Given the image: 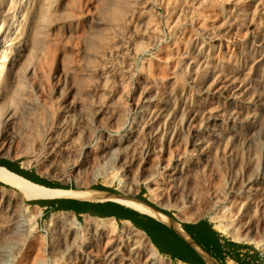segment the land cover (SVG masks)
Segmentation results:
<instances>
[{
    "label": "rangeland",
    "instance_id": "obj_1",
    "mask_svg": "<svg viewBox=\"0 0 264 264\" xmlns=\"http://www.w3.org/2000/svg\"><path fill=\"white\" fill-rule=\"evenodd\" d=\"M42 3L40 21L33 27L31 52L28 50L29 57L26 54L20 62L25 73H20L18 85L6 89L7 102L0 106V115L11 99L23 92L36 104L14 124L0 126V159L19 162L21 169L72 189L104 185L128 193L142 190L184 220L210 219L229 239L255 249L264 264V199L260 208L252 207L250 212L237 205L218 204L225 198L231 177L239 174V184L247 174L242 176L243 169L264 166V128L255 142L245 145L230 138L227 120L241 105V97H231L240 85L247 89L246 97L259 100L254 106L247 105L249 110L264 107V0ZM116 13L126 15L118 29L108 18ZM66 106L73 109L64 114ZM39 107L43 121L36 113ZM190 109H195L192 121L178 125L175 135L160 142L152 141L147 131L135 139L133 147L135 133H125L130 123L131 131L143 122L156 124L166 112L177 113L179 122ZM205 114L220 116L210 128L225 135L220 142L223 145L208 147L202 134ZM259 118L256 126L263 127V115ZM195 135L203 143L193 148L190 141ZM55 136L67 138V148L51 155ZM118 140L123 152L116 150L112 157H122L128 146L129 154L136 149L134 160L127 154L129 163L124 167L128 168L117 161L111 169L113 160L105 161ZM145 146L151 153H144ZM175 166L179 171L173 177L165 176ZM150 175L153 179L145 184ZM173 178H177L178 187L169 182ZM119 180L127 188L120 189ZM155 187L158 189L150 193ZM18 193L0 182V264H79L81 254L100 257L101 246L91 245L76 255L66 252L72 235L66 225L52 223V217L59 214L40 217L39 210ZM230 220L236 221L235 227L229 226ZM248 222L250 229L245 228ZM42 226L49 231L47 237L40 232ZM122 227L116 225V232ZM86 234L92 237V232ZM104 235L102 242L113 237ZM47 240L50 243L45 249Z\"/></svg>",
    "mask_w": 264,
    "mask_h": 264
},
{
    "label": "bare ground",
    "instance_id": "obj_2",
    "mask_svg": "<svg viewBox=\"0 0 264 264\" xmlns=\"http://www.w3.org/2000/svg\"><path fill=\"white\" fill-rule=\"evenodd\" d=\"M43 1L44 0H37V2H35V7H33L34 9H32V6L34 4V0H0V106L6 100V89H10L12 87V85H15L14 83H16V85H18L17 83L20 82L19 81L20 80V73L23 70V69L21 70L22 66H21L20 62H22L21 60L27 54L28 50H30L29 48L31 47L33 40L35 39V38H33V37H35L33 27H35L34 26V24H36L35 22L41 16L40 15L41 12L39 10H40L41 4H43L42 3ZM29 2H30V6H29ZM16 4H17V6H16ZM186 9H189V8H186ZM43 10H42V12H43ZM48 10H49V8H48ZM39 12H40V14H39ZM123 16H126V15H123V14L121 15V13H116V14L112 15V17H108V18L112 19L113 23L115 24L114 28L118 29V28H120L121 25H123V23L125 21L124 19H126V18L123 19L122 18ZM128 17L129 16H127V18ZM41 18H43V17H41ZM39 21H37V23ZM126 21H128V19ZM37 29H39V28H37ZM109 29H110V27H109ZM108 36H110V35H108ZM105 40L106 39L104 37V41ZM34 42H36V41H34ZM99 49H101V48H99ZM30 52H31V50H30ZM26 56H27V58L29 57L28 54ZM31 57H32V54H31ZM25 62H26V60H25ZM26 64L27 63H25V65ZM22 65L24 66V64H22ZM23 73H25L24 70H23ZM207 73H209V72H207ZM250 83H251V81H250ZM243 86L244 85H240L238 88L232 87V89L236 88L234 90L235 91L234 95L231 96L232 99L235 100L238 97H241V98H239L238 102H240L241 105L245 104V106H247L249 104L254 106V105H256V103H259L258 102L259 100L256 101L255 98H252L250 96L249 97L245 96L247 89H246V91L242 90ZM12 93L13 92H11V94ZM23 93L18 94L16 98L11 99L10 102L7 103L9 106H7L6 109H4L5 111L0 115V126L1 125L7 126L8 125L7 123L14 124L17 121V119H20L27 112V110H30V107L33 104H36V103L30 102V100H28L24 96ZM10 97L11 96H9V98ZM6 102H7V100H6ZM241 105L236 106V110H234V112L229 114V117L227 119L230 123L229 129H228V132H229L228 135L230 136V138L234 142L241 141L242 144L249 145V144H252L253 142H255V140H257L260 137L259 136L260 132H261L262 128H264V125L262 127L261 123H260L261 127L256 126L260 114H261V116L263 115V117H264V107L263 108L257 107L258 111H254V110H251L252 108L249 110L248 106L242 107ZM40 108L41 107L37 108L36 113H37V116H40L39 119L43 121L45 119L44 118L45 116L42 117V111H40L41 110ZM72 109H73L72 106H70V107L66 106L63 113L67 114ZM194 110L195 109H190L189 111H187V113L183 116V118L179 122L176 120L177 113L175 114V113L171 112L172 113L171 114V113L166 112L164 115H162L161 120L156 122V124H150L147 122H143L141 124H137L136 129L131 131L132 129H131V123H130L127 126V128L125 127L126 128L125 133L126 134H129L131 132L135 133L134 134L135 138H134V140H132V146H133V143H135L137 141V140L135 141V139H137L139 135L146 133L147 131H149V134L151 133L150 139L152 141L154 140V142H155L157 140L160 142L162 140H165L166 138H168L171 135H175L178 125H185V124L190 123L192 121V116L194 115L193 114ZM100 111L101 110H99V112H97V113H100ZM218 120H220V116L213 115V114H205V116L203 118L202 134L204 135L205 139H207L208 147L209 146L214 147V146L218 145L220 142H222L223 139H226L225 135L223 136L222 134H219L217 129L212 130L210 128L211 123H212V125H214L215 122ZM35 121H36V119H35ZM16 125H15V127H16ZM42 128L44 129V127H42ZM56 128H58V127H56ZM41 131H44V130H41ZM55 133H56V131H55ZM132 133H131V136H132ZM198 136L199 135H195L194 136L195 139L193 141H190V145L193 148L198 147L203 143L202 140H200L198 138ZM66 139L65 140H60V139L58 140L57 137L53 138V140L50 143L51 155H57L63 147L65 149L67 148L66 147L67 144L64 143V142H66ZM128 140H129V138H128ZM114 144L117 147L114 148L115 147L114 146L113 147L114 149L111 152L109 150V152H110L109 153L110 154L109 160L105 161L107 164L108 161L113 160V163L110 166L111 169H112V167L114 168V164L117 163V161L118 162L121 161L122 163L120 166H123V167L129 163V161H128L129 157L127 156V154H129V152H127V151H129L128 146L126 145L127 150L126 151L124 150L125 152H124V155H122V157H121V155H119L118 158H117V156L114 158V157H112V155L114 154L113 152H115L116 150H120L119 149V146H120L119 140L117 142H115ZM221 145H223V144H221ZM122 146H125V145H122ZM110 147H111V144H110ZM133 147L131 148V150L133 149ZM139 147H142V146H139ZM143 148H144V153H147V154L151 153L149 151L148 146H145ZM135 150L133 149V151H131V153L129 154L132 162L134 160L133 158L135 155L134 154ZM120 151L123 152L122 149ZM120 151H119V153H120ZM100 152H102V151H100ZM105 153H106V151H105ZM105 153H103V154H105ZM116 155H118V154H116ZM99 156H100V153H99ZM102 157H103V155L101 156V158ZM103 165H104V163H103ZM117 167H119V166H117ZM124 168H128V167H124ZM177 171H179V168H177L175 166L173 168V170L171 172H167L165 176L173 177L177 173ZM246 172H247V174H246V177L244 178L243 175ZM241 173L243 176V180L239 184H237V179H238L239 174L234 175L235 177H231V178L229 177L231 180H230V183L228 184V186H226L225 198L220 200L221 202L218 201L219 202L218 204L223 206V207L225 205H229V206L237 205L238 207L240 206L242 209L246 210L247 212L248 211L250 212L252 207H255L257 209V208H260L263 204V199H264V166L261 168H256L255 166L251 165V166L245 168V170L243 169ZM241 173H240V177H241ZM152 176L153 175H150L148 178H146L145 184L149 183V181H151V179H153ZM176 179L177 178H173L169 181L172 184V186H174V187H178V185L176 183ZM0 182H2V184L4 183L6 185L11 186L12 188H14V190L16 189L19 192L18 194H20L21 196H23L24 198H26L28 200L48 199V198H55V197L90 198V199L92 198L93 199V197H95V196H102V194H96L94 191H91V190L80 191L81 189H78V191H65V190H59V189H49V188L34 184V183H32V182H30V181H28V180H26V179H24L18 175L11 173L10 171H8L7 169H4L2 167H0ZM157 184H158V182H157ZM158 186H159V184H158ZM119 187H120V189L127 188V184H125L122 180H119ZM157 189H158V187L150 188V193H154L155 190H157ZM113 197H114V199L120 201L123 204L137 208V210H139V211L147 212V213H150L153 215L160 214V212L153 211L150 208L148 209V208H146V206H144V205L140 204L139 202L134 201L132 199L117 197V196H113ZM59 215L57 218L52 217V223H54V224L58 223V224L66 225L68 228L66 230L72 235V238L69 241L70 243H69V245H67L68 247L66 249L67 250L66 252H69L70 254L76 255L78 252L80 253V250H83V249L87 250L89 248V246H91V245L101 246L102 253H101L99 258L91 259V257H87V255L85 256V255L81 254L79 264H116L117 261H120V262L122 261V263H120V264H171L168 259L163 258L161 255H159L157 253L156 249L148 242L146 237H144L141 233L136 231L128 222H124L122 229L120 231L116 232V226H115L116 224L114 223V221L112 219H97L95 222H94V220H89L90 222L87 224V227L85 228V226L83 227L81 224H79L76 221V219L72 213L61 214L60 216ZM86 219H88V218H86ZM14 221H16V220H14ZM91 221H93V222H91ZM16 222H18V221H16ZM236 224L237 223L234 220L229 221V226H231V228L235 227ZM19 225L23 226L24 223H20ZM19 225H17V226H19ZM222 228H223V230L228 229L227 226L226 227L223 226ZM245 228L246 229L249 228V222H248V224L245 225ZM90 232H92V235H91L92 237H88L89 235L86 234V233H90ZM106 233L109 234L110 236L112 235L113 237L111 236L112 238L108 239L105 242H102V236L104 234L106 235ZM119 258H121V259L119 260ZM141 258H143L142 263H139V260ZM7 260H8V257H7ZM59 260H60V258H59ZM4 262H3V264H6ZM59 264H60V262H59Z\"/></svg>",
    "mask_w": 264,
    "mask_h": 264
},
{
    "label": "crops",
    "instance_id": "obj_3",
    "mask_svg": "<svg viewBox=\"0 0 264 264\" xmlns=\"http://www.w3.org/2000/svg\"><path fill=\"white\" fill-rule=\"evenodd\" d=\"M2 161L12 163L5 159ZM100 187L110 188L104 185H95L86 190H80H91L96 194H102V196H95L93 199L55 197L28 200V202L39 201L38 205L33 206L39 210L40 217L45 219L56 214L72 213L75 219L79 218L86 226L90 222L89 220L95 222L97 219H112L116 225L128 222L136 231L146 237L158 254L161 253V256L179 264H261L255 249L229 239L208 218L184 220L149 199L142 190L128 193L111 188L114 192H107L99 190ZM65 191H78V188ZM113 196L132 199L148 209L160 212V214L153 215L139 211L135 207L114 199ZM53 209L86 211L104 217L99 218L89 213L77 215L72 211H54ZM162 211L168 212L170 216L165 215Z\"/></svg>",
    "mask_w": 264,
    "mask_h": 264
},
{
    "label": "trees",
    "instance_id": "obj_4",
    "mask_svg": "<svg viewBox=\"0 0 264 264\" xmlns=\"http://www.w3.org/2000/svg\"><path fill=\"white\" fill-rule=\"evenodd\" d=\"M0 167H3L5 169H7L8 171H10L11 173L18 175L34 184L49 188V189H59V190H68V189H72L70 186H63L60 185L58 183H52L49 181H46L40 177H38L33 171H27L24 169H21L19 167V162H12V163H6L4 161H2L0 159ZM99 190L101 191H107V192H114L113 189L111 188H104V187H100ZM40 202L39 201H29L28 204H33V205H38ZM54 211H72L75 214H82V213H89L86 211H76L73 209H53ZM165 215L170 216V214L166 211H162ZM92 216H98L99 218H103L104 216L101 215H93L91 213H89ZM161 255V253H160Z\"/></svg>",
    "mask_w": 264,
    "mask_h": 264
},
{
    "label": "built area",
    "instance_id": "obj_5",
    "mask_svg": "<svg viewBox=\"0 0 264 264\" xmlns=\"http://www.w3.org/2000/svg\"><path fill=\"white\" fill-rule=\"evenodd\" d=\"M40 232L44 237H47L49 234L48 229L45 226L40 227ZM49 241L47 240L45 243V249H47L48 245H49Z\"/></svg>",
    "mask_w": 264,
    "mask_h": 264
},
{
    "label": "water",
    "instance_id": "obj_6",
    "mask_svg": "<svg viewBox=\"0 0 264 264\" xmlns=\"http://www.w3.org/2000/svg\"><path fill=\"white\" fill-rule=\"evenodd\" d=\"M158 253V252H157ZM160 255V254H159Z\"/></svg>",
    "mask_w": 264,
    "mask_h": 264
}]
</instances>
